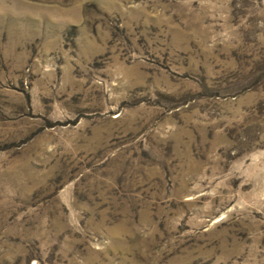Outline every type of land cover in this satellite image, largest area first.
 Segmentation results:
<instances>
[{"label": "rangeland", "instance_id": "1", "mask_svg": "<svg viewBox=\"0 0 264 264\" xmlns=\"http://www.w3.org/2000/svg\"><path fill=\"white\" fill-rule=\"evenodd\" d=\"M0 264H264V0H0Z\"/></svg>", "mask_w": 264, "mask_h": 264}]
</instances>
